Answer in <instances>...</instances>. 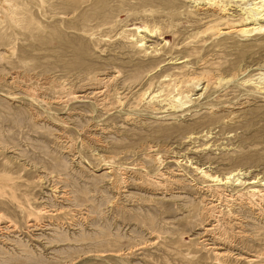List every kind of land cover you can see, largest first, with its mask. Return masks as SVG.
Segmentation results:
<instances>
[{
  "label": "rangeland",
  "instance_id": "obj_1",
  "mask_svg": "<svg viewBox=\"0 0 264 264\" xmlns=\"http://www.w3.org/2000/svg\"><path fill=\"white\" fill-rule=\"evenodd\" d=\"M257 1L221 16L190 0L0 1V264H264V195L248 184L264 177ZM233 25L256 29L221 32ZM98 77L107 107L59 101ZM173 96L184 107L160 101ZM241 192L257 209L230 205ZM214 226L228 260L208 249Z\"/></svg>",
  "mask_w": 264,
  "mask_h": 264
},
{
  "label": "bare ground",
  "instance_id": "obj_2",
  "mask_svg": "<svg viewBox=\"0 0 264 264\" xmlns=\"http://www.w3.org/2000/svg\"><path fill=\"white\" fill-rule=\"evenodd\" d=\"M1 1V0H0ZM191 2L194 3V6L196 7V10H204L205 8H209L211 10H213L214 13H218L219 15L220 14H223V15H230V14H233V13H230V10H232V6H234L232 4L233 1L235 2H239V1H246V0H190ZM263 2L262 4H258L260 2ZM2 4V3H1ZM253 6V11H254V14L258 16H261L262 18L260 19H263L264 20V0H260V1H257V2H252L251 3ZM250 4V5H251ZM239 6V5H237ZM5 8V7H4ZM238 12V11H237ZM243 12V11H242ZM211 13V12H210ZM243 14V13H242ZM214 15V14H213ZM217 15V14H216ZM235 15V14H234ZM233 15V16H234ZM239 15V14H237ZM244 15V14H243ZM221 16V15H220ZM245 19V17H244ZM254 19V18H253ZM246 20V19H245ZM249 22V21H248ZM259 23V22H258ZM249 24V23H248ZM254 25V24H253ZM251 25H233V26H228L226 28V30H223L221 32H225V33H231V32H240V33H248V32H252L254 31V29H256L255 26H252L250 27ZM261 26V25H260ZM259 27V26H258ZM222 29V28H221ZM220 29V30H221ZM146 30L148 29H143L141 27H138V31L139 32H147ZM220 34V33H219ZM143 38H144V35L142 36V39L140 40L141 42H143ZM235 75V74H234ZM18 76V75H17ZM209 78V77H208ZM198 79V78H197ZM223 79V78H222ZM214 80V78H213ZM224 80V79H223ZM48 81V80H47ZM211 81V80H210ZM203 81L200 80L199 82V86L202 85ZM212 82V81H211ZM55 83V82H54ZM57 83V82H56ZM47 84V83H46ZM17 85V84H16ZM98 87H97V90L95 91V93L93 95H90L89 93H83L82 91L79 90V92H82V93H76L75 91H68L67 93L63 92L64 95H61L59 97V101H71V100H76V99H90V100H93L98 106H106L107 107V104H108V100L110 99V95H111V87H110V79L108 78H97V84ZM198 85V84H197ZM209 85V81L206 82V84L204 86H202L201 88L206 91L207 87ZM216 85V84H215ZM218 85V84H217ZM29 87V86H28ZM55 87V86H54ZM33 88V87H32ZM79 89V88H78ZM83 90V89H82ZM31 94H32V97L35 98L37 97V93L33 92L32 90H28ZM193 91V90H192ZM201 92L198 97H201V95L204 93ZM190 92V90H189ZM28 93V92H27ZM196 93V92H195ZM114 94V93H113ZM112 94V95H113ZM193 94H188L187 95V98L190 99V100H193L195 98H192ZM197 97V98H198ZM33 98L31 100H33ZM110 101V100H109ZM161 103L163 105H168L169 108H177L180 106V104H182V106L184 105V103L186 102H183L182 100V97L180 96H173L171 98V102H166V100L163 98L160 100ZM159 101V102H160ZM119 103V100H114L112 101V108L113 107H116ZM176 103H179L178 105H175ZM159 104V103H158ZM237 105V104H235ZM234 106V105H233ZM238 106V105H237ZM184 107V106H183ZM104 108V107H103ZM174 109V110H175ZM109 110V109H108ZM177 110V109H176ZM162 111V110H160ZM164 112V111H163ZM87 134H89L87 132ZM87 137L90 138V140H93L91 139L92 137H90L89 135H86ZM96 141V140H95ZM93 142V141H92ZM149 153H150V156H152L154 159L156 160H159L161 159V157L159 156L158 152L156 153H152V151H155V149H152V146H149ZM168 150V149H167ZM167 158V157H166ZM163 161V160H162ZM158 162V161H157ZM196 168V167H195ZM200 168V167H199ZM196 171V170H195ZM201 171L203 172V174L207 177L210 176V177H213V180L215 181H219L221 184H227L229 183L231 180H234V181H240L243 177L242 175L245 174V172H242L241 170H238V171H234V172H231L229 175L225 176V177H220L218 175L216 176H212L211 174H209L206 170L204 169H201ZM200 171V172H201ZM201 172V173H202ZM161 173V172H160ZM114 174V173H113ZM148 174V173H147ZM140 175V173H139ZM145 175V174H143ZM161 175V174H159ZM162 176V175H161ZM201 177V176H200ZM157 178V177H155ZM153 178V176L151 175H148V181L150 182V185H156V186H165V182L162 183L161 182V179L160 180H157ZM163 178V177H161ZM167 179V178H165ZM169 179V178H168ZM207 180V179H206ZM142 181V180H141ZM144 181V180H143ZM170 181V180H169ZM146 182V181H145ZM213 182V181H212ZM242 182V181H241ZM244 182V181H243ZM219 183V184H220ZM145 184V183H144ZM209 184V183H208ZM249 185H252V186H259L260 188H256V189H253L252 190V194L255 195L256 193H261V195H264V177H256L255 179H252L248 182ZM149 185V186H150ZM152 187V186H151ZM168 187V186H167ZM154 188V187H153ZM157 188V187H155ZM172 188V187H171ZM199 188V187H198ZM263 188V189H261ZM166 189V187H165ZM163 190V188H162ZM201 190L203 191H207V192H212V189L210 187H206L204 188L203 186H201ZM164 191V190H163ZM216 193V192H215ZM246 193V192H245ZM221 194V193H220ZM228 194V193H227ZM236 194V193H235ZM251 195V194H250ZM229 203L231 202H234L236 199L239 200V203H244V204H249L250 207L256 208V206H254L252 203H250L249 201L245 200L246 197L244 195L243 192L241 193H238L236 195V197H233L234 195H229ZM253 197V196H252ZM221 198V197H220ZM255 200V199H254ZM216 202V201H215ZM257 202V201H256ZM220 203V202H219ZM234 203H231L230 205H232ZM209 205V204H208ZM259 205V204H258ZM232 210V209H231ZM205 212L208 213V217L212 220V219H215L216 217H218V212H220V210H218V204L216 203H213L209 206H207ZM206 213V214H207ZM259 214L260 215H264V209H259ZM237 218V217H236ZM211 225V224H210ZM232 226V225H231ZM228 227V226H227ZM223 228V227H222ZM226 230V229H225ZM217 231V229L214 227H211V228H206V232L208 235H211L214 239L217 240V244L218 245H213V246H209L208 249H211V251L213 252V256L216 257V259H227L229 258V254L228 253H225V252H222L221 250L223 249H226L227 246H231L232 244V239H230L229 235L227 234L226 231ZM224 251V250H223ZM236 255V254H235ZM232 256V255H231ZM230 256V257H231ZM239 259V257H238ZM242 259H244L245 261L247 262H250V261H253L254 259L252 257H243ZM228 260V259H227ZM220 261V260H219ZM223 261V260H222Z\"/></svg>",
  "mask_w": 264,
  "mask_h": 264
}]
</instances>
